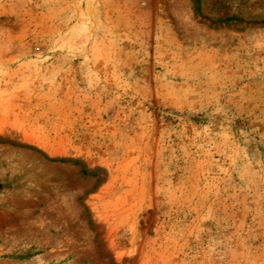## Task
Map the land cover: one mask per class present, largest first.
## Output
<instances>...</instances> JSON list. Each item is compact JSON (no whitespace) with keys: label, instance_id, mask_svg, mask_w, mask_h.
I'll list each match as a JSON object with an SVG mask.
<instances>
[{"label":"rangeland","instance_id":"rangeland-1","mask_svg":"<svg viewBox=\"0 0 264 264\" xmlns=\"http://www.w3.org/2000/svg\"><path fill=\"white\" fill-rule=\"evenodd\" d=\"M0 264H264V0H0Z\"/></svg>","mask_w":264,"mask_h":264},{"label":"trees","instance_id":"trees-1","mask_svg":"<svg viewBox=\"0 0 264 264\" xmlns=\"http://www.w3.org/2000/svg\"><path fill=\"white\" fill-rule=\"evenodd\" d=\"M2 187H3V186H2V184L0 183V190L2 189Z\"/></svg>","mask_w":264,"mask_h":264}]
</instances>
